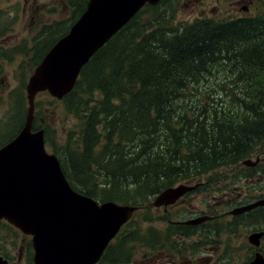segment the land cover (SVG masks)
<instances>
[{
  "label": "trees",
  "instance_id": "trees-1",
  "mask_svg": "<svg viewBox=\"0 0 264 264\" xmlns=\"http://www.w3.org/2000/svg\"><path fill=\"white\" fill-rule=\"evenodd\" d=\"M87 1L70 0V21ZM174 11L164 4L140 10L62 99L81 130L69 168L61 158L64 172L75 190L98 201L135 205L264 149V13L183 22ZM53 26L42 32L51 36ZM52 42H40L35 65ZM134 220L100 264L131 263L135 242L167 244L153 235L143 240Z\"/></svg>",
  "mask_w": 264,
  "mask_h": 264
},
{
  "label": "water",
  "instance_id": "water-1",
  "mask_svg": "<svg viewBox=\"0 0 264 264\" xmlns=\"http://www.w3.org/2000/svg\"><path fill=\"white\" fill-rule=\"evenodd\" d=\"M158 1L89 0L69 32L50 48L28 80L29 107L23 128L0 148V219L32 235L35 264H97L137 210L135 205L113 200L100 202L71 186L58 156L46 150L44 130L32 131L35 98L47 91L63 99L74 89L90 59L147 2ZM191 189L185 184L169 187L152 205L173 204ZM258 205H264V199L250 207ZM261 236L253 234L251 241L258 244ZM0 264H7L1 256ZM250 264H264V256L257 254Z\"/></svg>",
  "mask_w": 264,
  "mask_h": 264
},
{
  "label": "rangeland",
  "instance_id": "rangeland-1",
  "mask_svg": "<svg viewBox=\"0 0 264 264\" xmlns=\"http://www.w3.org/2000/svg\"><path fill=\"white\" fill-rule=\"evenodd\" d=\"M20 1L21 4H16V8L17 10L22 9V13L23 8H29L30 3L31 8H35L26 11V16L22 14L21 20L16 25L15 32L17 35L15 36V41L20 40L22 36H24L23 39L25 40L16 42L15 46H3V48H0V55L4 56L0 57V70H3V72H0V144L4 143L12 135L14 136L16 132L18 134L25 121L28 110L26 84L31 76L30 72L32 71L33 73L37 66L34 62L39 54L38 48L41 44L40 42H44L42 48H45L47 41L50 42L52 40V43H54L57 36L63 35V33L69 30L73 22L70 19L75 9L70 4V0ZM207 2L206 5H201L195 10H192L191 7H187L184 4L185 0H173L169 4V7L175 10L174 14L176 15V19L183 22H192L196 18H204L202 16V6L209 8L214 4H216L217 11L219 12L214 14L216 12L214 10L212 11L213 15L211 13V15H207V18L213 16L220 20H229L240 17H254L256 14L264 13V0H249L247 16L244 15L245 11L240 9V6L245 4L240 0H207ZM35 5L38 6L37 9ZM206 11L210 13L209 9ZM60 22L62 23V27H58ZM53 23L54 26L51 30V36L48 35L50 32H42L45 24ZM20 97L21 100L18 103V98ZM34 128L45 129L48 140V144L46 145L47 150L54 152L53 150L56 149L67 165V168H69L70 160L68 150L75 153V148L81 142L79 135L81 132L80 119L74 113L67 110L63 100L51 96L48 92H42L36 97ZM72 170L70 171L72 172ZM155 195L153 194L151 197L138 199L135 203L137 210L132 219L135 218L134 221L139 223L135 228L139 229V232L142 233L143 240L150 239L152 241V235L160 234L158 239L167 241V244L162 248L166 246H184L188 242L190 245L189 239L185 241L179 239L178 234H174L168 230L166 221H163L165 219L163 209L150 207L149 204L153 201ZM198 199L199 196H196L191 206L188 202L176 205L173 215L186 216L189 212V207L192 206H195L199 210L205 209L208 205L207 202H199ZM146 207H149V209L146 210ZM250 227V224H244L239 226L235 232L226 234V238L222 242H226V245H231L229 249L225 247L220 251H207L197 255L187 252V260L192 259L195 262L201 258V260L203 259L202 264H215L227 258L228 264H244L251 255L247 236L245 237V234L250 231ZM12 232V230L4 225L0 226V235L4 236L2 238L4 240L3 242L7 238H11L10 234ZM231 234L234 236L233 239ZM203 241H205V245L210 246L205 239ZM144 243H134L136 246L135 257L129 264H174L171 261L174 253L177 252L175 249H164L174 251V253L170 254V258H168V255L162 253L165 251L159 249L162 252L158 253V248L153 249L151 246H144ZM19 244L20 242L17 243V246ZM183 254H185V249H183ZM15 264H33V260H18Z\"/></svg>",
  "mask_w": 264,
  "mask_h": 264
},
{
  "label": "flooded vegetation",
  "instance_id": "flooded-vegetation-1",
  "mask_svg": "<svg viewBox=\"0 0 264 264\" xmlns=\"http://www.w3.org/2000/svg\"><path fill=\"white\" fill-rule=\"evenodd\" d=\"M172 1L159 0L154 4L147 2L142 9L147 6H159L162 4L170 8L169 4ZM240 1L245 3L240 6V9L244 10V15L247 16L249 0ZM25 2H28V0H25ZM207 3V0H185L184 4L187 7H191L192 10H195ZM16 4H21V1L0 0V48H3V46H15L16 42L25 40L23 39L24 36H22L20 40L15 41V36L17 35L15 32L16 25L21 20L22 14L26 16V11L32 10L35 7L31 8L30 3L29 8H23L22 13V9L17 10ZM35 6L37 9L38 6ZM208 9L210 13L206 11ZM214 10L216 11L214 14L219 12L217 11L216 4L209 8L202 6V16L207 18V15H211ZM210 17L214 18L213 16ZM0 57L4 56L0 55ZM0 72H3V70H0ZM245 161H248V163L244 164ZM178 184L191 186L192 189L173 204L153 206L151 201L149 205L152 208L163 209L165 215L163 221H166L168 230L174 234H178L179 239H183L184 241L189 239L190 245L189 242L187 245L176 247L166 246L161 248L160 245H157L158 253H161L162 251L160 250H163L165 252L162 253L168 255L167 257L170 258V254L174 253V251L164 249H175L177 252L174 253L171 261L174 264H202L203 259L201 260V258L195 262L192 259L187 260V252L197 255L207 251H220L225 247L229 249L231 245H226V242H222L226 238V234L235 232L241 225L250 224V231L245 234V237L247 236L251 255L244 264H250L257 254L264 256V205L250 207L264 199V149L252 154L237 164L218 167L215 170L202 174L200 177H195L192 180ZM163 190L155 195L153 201ZM196 196H199V202H207L208 205L205 209L199 210L195 206H192L189 207V212L186 216L173 215L176 205L188 202L191 206ZM245 207L250 208L242 210ZM146 208V210L149 209V207ZM239 209L241 211H237ZM198 218L203 219L197 223H186V221ZM1 225L6 226L13 232L10 234L11 238H7L5 242L2 240L4 236L0 235V256L7 261V264H15L18 260H33V264H35L32 236L24 233L4 218L0 219ZM255 233H262L258 244L251 241V235ZM155 236L158 239L160 234H155ZM231 236L233 239V234ZM204 239L210 246L205 245ZM18 242L20 244L17 246ZM183 249H185V254H183ZM97 264H100V262ZM215 264H228L227 258Z\"/></svg>",
  "mask_w": 264,
  "mask_h": 264
}]
</instances>
